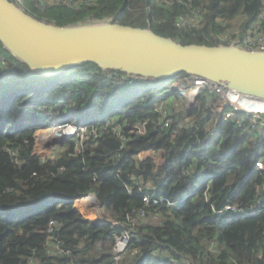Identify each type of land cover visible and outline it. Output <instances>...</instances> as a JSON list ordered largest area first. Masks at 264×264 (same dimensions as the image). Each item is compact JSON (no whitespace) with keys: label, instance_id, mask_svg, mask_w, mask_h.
<instances>
[{"label":"trees","instance_id":"obj_1","mask_svg":"<svg viewBox=\"0 0 264 264\" xmlns=\"http://www.w3.org/2000/svg\"><path fill=\"white\" fill-rule=\"evenodd\" d=\"M23 1L26 13L58 27L113 21L211 47L226 45L224 37H264V0H61L43 9L39 0ZM170 85L92 64L47 78L0 43V264H114L115 236L124 231L139 254L120 264H264V171L256 166L264 162V131L214 113L208 90L197 109L177 112L180 95L166 94ZM161 103L176 121L192 120L175 139L159 126ZM55 117L86 128L87 138L65 139L44 163L32 153L34 134ZM148 151L163 152L161 167L139 161ZM133 177L153 202H165L146 209L127 191ZM87 194L119 226L76 211ZM255 207L256 215L241 214ZM135 217L145 220L138 233ZM58 242L69 255H55Z\"/></svg>","mask_w":264,"mask_h":264},{"label":"water","instance_id":"obj_2","mask_svg":"<svg viewBox=\"0 0 264 264\" xmlns=\"http://www.w3.org/2000/svg\"><path fill=\"white\" fill-rule=\"evenodd\" d=\"M0 43L13 58L47 78L92 64L104 72L154 82L186 75L264 102V51L237 43L182 45L151 29L113 21L58 27L10 0H0Z\"/></svg>","mask_w":264,"mask_h":264},{"label":"built area","instance_id":"obj_3","mask_svg":"<svg viewBox=\"0 0 264 264\" xmlns=\"http://www.w3.org/2000/svg\"><path fill=\"white\" fill-rule=\"evenodd\" d=\"M14 4H16L18 7L24 10V1L23 0H10ZM183 24H185L184 19L181 20ZM235 41L234 43H237V45L243 49H247L250 51H264V37L260 33L251 32L248 37L244 41H237L233 40L229 37H224L223 41L226 42V45L229 44L228 40ZM117 74V73H116ZM120 84H123L124 81H126L125 77H121ZM170 90L172 92H177L178 95H180L181 99H184L185 107H192L194 108L196 106L197 100L201 97V95L205 91H210V93L214 94V96L217 98L215 107L212 109L214 113H219L224 116L225 119H232L235 120L239 125H245L249 123L250 129H248V132H251L252 129L257 128L260 131H264V103L258 101L259 103L251 100L253 98L242 96L239 94H233L231 92H227L221 88H211L207 83L204 81L194 80L193 78L189 76L184 77H178L176 81L172 84ZM250 101L255 102V104H251ZM242 103L248 106L245 107L242 106ZM157 114L159 115V126L162 130H167L171 134V138L175 139L179 133L184 130L185 128L192 125V120L190 118H183L181 120H175L174 116L171 114V111L167 108V106L163 103L158 105L156 107ZM229 109V110H226ZM194 110V109H193ZM179 112V111H177ZM185 112V111H182ZM242 113V114H241ZM59 118V119H58ZM61 117H55V120L58 123V126L51 130L46 131V135H54L53 137L48 136L47 138L43 140H39V138L36 139V134H39L42 132V129L37 131L34 134V145L32 153L35 156H38L41 158V160L46 163L48 160H54L56 159V148L58 145V142L60 140L65 141V139L73 138L75 136L80 137L82 140H85L87 138V129L86 128H80L77 124L72 122H64ZM137 134H141L142 130L137 131ZM89 136V135H88ZM55 144H57L55 146ZM52 145V147H51ZM48 148L50 147V150L46 153H40L39 151L42 148ZM257 169L259 171H264V162L258 161ZM206 173V171L204 172ZM132 181L134 182V186H130L128 188V193L130 195H138L141 197L143 205L146 209H149L150 206L158 205L159 203L165 202L164 199L153 202L150 195L146 193L147 191V185L145 182L140 179L133 177ZM149 187V186H148ZM81 199H88L91 201L92 205L97 204V198L92 194H87L82 196L81 198L77 199L78 201ZM76 200V201H77ZM75 201V202H76ZM173 207L174 204H171ZM227 210H235L236 208L233 206H228L226 208ZM258 207L251 208L248 213L247 212H241V214H250V215H256ZM236 211V210H235ZM147 212L145 210H142L140 212L141 218H146ZM156 219H159L160 214L156 210L155 216ZM108 222V220L106 221ZM56 223L51 222L50 226L55 227ZM53 232L52 229L49 230V234L51 235ZM120 235L115 236V247L113 250V256H114V264H120L124 257L127 255H130V257L136 256L139 254V250H133L130 251V245L132 241V235L131 232L125 233L123 237H120ZM60 242L57 243V247L53 248L55 251V255H69L68 252L64 251L60 248Z\"/></svg>","mask_w":264,"mask_h":264},{"label":"crops","instance_id":"obj_4","mask_svg":"<svg viewBox=\"0 0 264 264\" xmlns=\"http://www.w3.org/2000/svg\"><path fill=\"white\" fill-rule=\"evenodd\" d=\"M63 143V140L58 142V144L61 146H63ZM60 153L61 150H56V156H59ZM155 157H157V160ZM150 159L155 165L156 169H158L164 163L163 152L155 153L148 151L139 155V161L141 162H145ZM74 208L92 223L106 222L108 220V222L112 223L113 225L119 226L118 222L113 218L111 212H109L103 205H99L98 202L96 205H92L90 200L81 199L75 202ZM129 222L132 224L131 231L134 233L140 232L144 226V220L138 217L129 218Z\"/></svg>","mask_w":264,"mask_h":264},{"label":"rangeland","instance_id":"obj_5","mask_svg":"<svg viewBox=\"0 0 264 264\" xmlns=\"http://www.w3.org/2000/svg\"><path fill=\"white\" fill-rule=\"evenodd\" d=\"M39 1H41V2H43L44 1V4H42L41 2L39 3V5H38V8L40 7L41 9H43V7H44V5L46 6V5H52V4H56V3H59V2H61V0H39ZM66 2V4L67 5H70V4H72V2H69V1H65ZM233 40H235V39H233ZM229 42V44H233L235 41H231L230 39L228 40ZM228 45V44H227ZM122 79V78H121ZM176 79H178V78H174V79H169V80H167V84H171L172 85V83H174L175 81H176ZM165 85V84H164ZM171 85H170V87H168V88H164V90H166V94H170V88H171ZM177 97H179V96H177ZM178 99V98H177ZM200 99V98H199ZM199 99L197 100V103H196V106L194 107V108H192V107H185V102H184V99H181V98H179L178 99V102H176V104H177V110L179 111V112H181V111H185V112H192L193 111V109H197L198 107H199ZM204 99V98H203ZM59 119V118H58ZM60 119H62V118H60ZM63 120V119H62ZM58 126V123H57V121L55 120V124H53V126L52 127H50V128H48V129H42V132L41 133H39V134H36V135H38V136H36V139L37 138H39V140H43V139H45V138H47L48 136H50V137H53L54 135H46L47 133H45L47 130L48 131H51V130H53V129H55L56 127ZM35 138V137H34ZM57 144H55V146H56ZM51 147H52V145H51ZM50 150V147H48V148H42L39 152L40 153H46V152H48ZM56 150H63V146H61V145H59L58 144V146H57V148H56ZM55 153H56V151H55ZM156 158V160H157V157H155ZM151 160V159H150ZM158 163V162H157ZM148 219V218H147ZM154 219V222H152V223H156V221H158V219H156L155 217L153 218ZM145 221V220H144ZM157 224V223H156ZM128 231H124L123 233H122V235L120 236V237H123L124 235H125V233H127ZM114 247H115V244H114ZM114 247H113V250H114Z\"/></svg>","mask_w":264,"mask_h":264},{"label":"bare ground","instance_id":"obj_6","mask_svg":"<svg viewBox=\"0 0 264 264\" xmlns=\"http://www.w3.org/2000/svg\"><path fill=\"white\" fill-rule=\"evenodd\" d=\"M231 93H232L231 95H233V94H237V93H234V92H231ZM251 100H253V101L257 102V103H259L258 101H260V100L255 99V98H253V99H251ZM253 101H250V103H251V104H255V102H253ZM261 102L264 103L263 101H260V104H261ZM243 105H244L245 107H247V106H248V103H247V105H245V104L242 103V106H243ZM261 105H262V104H261ZM263 105H264V104H263Z\"/></svg>","mask_w":264,"mask_h":264}]
</instances>
